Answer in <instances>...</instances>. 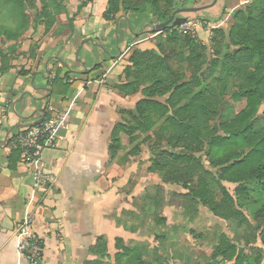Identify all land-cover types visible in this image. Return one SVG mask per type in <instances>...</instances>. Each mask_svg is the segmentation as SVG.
<instances>
[{
    "label": "crops",
    "instance_id": "obj_1",
    "mask_svg": "<svg viewBox=\"0 0 264 264\" xmlns=\"http://www.w3.org/2000/svg\"><path fill=\"white\" fill-rule=\"evenodd\" d=\"M227 2L218 0L217 8ZM81 4L65 0L67 11L49 32L44 25L31 27L12 61L16 68L0 75V264H27L18 252L16 225L29 219L44 242L41 264L94 261L91 250L101 237L112 258L117 239L127 245L152 241L137 222L122 221L125 212L137 213L138 197L157 184L147 171L150 157L145 150L127 155L133 146L124 133L114 159L110 146L121 111L134 112L143 98L141 90L121 87L128 84L133 52L156 49L154 18L121 11L106 20L108 0H92L78 12ZM47 109L62 122L56 148L43 153L48 181L39 188L35 169L22 163L13 140L49 116Z\"/></svg>",
    "mask_w": 264,
    "mask_h": 264
},
{
    "label": "trees",
    "instance_id": "obj_2",
    "mask_svg": "<svg viewBox=\"0 0 264 264\" xmlns=\"http://www.w3.org/2000/svg\"><path fill=\"white\" fill-rule=\"evenodd\" d=\"M28 1L0 0V9L9 11V14L0 16L17 20L15 28L0 26V37L6 42L20 39L31 28V16L26 7ZM33 1H39L41 5L37 10L36 3H33L35 19L44 25L46 32L67 11L65 0ZM91 1L82 0L78 12ZM183 1L186 7L196 6L192 0ZM225 7H222L221 14L225 13ZM178 9V0H108L104 18L112 20L121 11L125 14H151L155 26L167 22ZM198 17L212 20L205 15ZM233 20L229 34L224 30L214 31L215 39H229L232 50L219 58L222 44L217 39L213 43L217 59L212 67L213 70L215 65L218 69H225L226 75L236 74L241 83L231 97L234 102L246 100V107L233 120L217 122L219 109L211 96L203 91L204 79L208 76L203 72L207 62L203 48L192 37L182 34L178 27H167L160 34L152 32L157 35L156 49L136 50L130 58V66L126 69L128 84L121 89L141 90L143 98L134 112L121 111L122 122L112 132L110 152L114 159L122 148L120 135L123 133L128 136L130 144L136 143L127 155L138 154L139 144H149L154 157L149 172L162 175L166 184L186 190L187 193L176 194L181 199L203 203L215 217L226 221L248 224L242 209L257 199L260 208L254 211V219L264 244V126L260 123L264 104V0H249L244 10L234 13ZM14 50L15 47L6 51L0 44V75L16 68L9 55ZM172 63L176 65V71ZM225 77L219 76L218 80L226 79V82L228 78ZM179 149L185 154H180ZM204 150L209 170L196 156ZM224 183L237 186L234 195ZM215 185L219 188H214ZM154 194L146 190L141 195L140 199L145 201L144 213L146 208L160 206ZM163 222V219L158 220L159 224ZM252 240L247 242H256L257 235ZM115 247L117 254L112 258L106 238H99L91 250L96 259L85 264H163V258L157 253L151 255L144 244L127 245L117 239ZM216 255L226 262L251 264L244 249L228 242Z\"/></svg>",
    "mask_w": 264,
    "mask_h": 264
},
{
    "label": "rangeland",
    "instance_id": "obj_3",
    "mask_svg": "<svg viewBox=\"0 0 264 264\" xmlns=\"http://www.w3.org/2000/svg\"><path fill=\"white\" fill-rule=\"evenodd\" d=\"M222 1L223 0H219L220 3ZM248 1L249 0H228L225 4L224 14H221L218 8H216L219 7V3H217L215 8L211 7L209 9V13L212 15H208L207 17L212 20H203L197 18L196 14H192L191 16L194 18L192 21L187 20L178 27L182 34L188 35L190 38L192 37L196 43L203 48V54L207 58L203 72L208 74L204 79L206 86L203 91L211 96L214 105L219 109L217 122L220 123L233 120L236 115L246 107V100L243 99L241 102H234L231 97L232 93L238 89L241 83L236 74L232 73L226 75L225 69H218L217 65L214 66L215 72H212L214 71L212 66L217 59L215 58V52H217V50L213 43L218 39L220 44H222L220 51L221 57L219 58H222L226 51L232 50L229 39H221V37L215 39L214 31L224 30L226 34H229L234 24V13L244 10ZM183 2V0H178V8L185 6ZM212 2L213 0H192V4H196V6H206L210 5ZM33 3H36L37 10L41 8L39 1L35 2L29 0L28 3H26L28 11L32 12L29 14V16H31V27L40 25V21H36L35 19L36 14ZM220 9H222V7ZM5 14H9V11L7 10ZM173 14L174 12L171 14V17ZM214 19L219 20L214 23ZM189 22H194L199 26L195 35L184 32L181 28L182 25L188 24ZM16 25L17 20L13 17L0 16V26L15 28ZM26 37L27 35L25 34L14 42H6L4 38L0 37V44L6 51L15 47V50L9 55L11 59L16 60V57L19 56L16 53L17 49L24 41L28 40L25 39ZM172 67L175 71L177 70L176 65L173 63ZM219 76L220 78L226 76L225 78H228V80L226 82V79L219 81ZM195 90H197V88ZM263 112L264 104L260 112V123L264 126ZM131 145L134 148L136 143ZM139 145L140 152L143 153L145 150L146 155L150 157V166L147 169L149 172V168L152 166V159L154 158L153 152L150 150L151 146L149 144ZM178 152L180 154H185V151L182 149H179ZM196 156L203 162L205 169L209 170L208 162L205 159V150L199 152ZM212 172L215 173L216 171L213 170ZM152 174L156 176L155 180H157V184H154V186L148 190L155 193L154 196L158 197L157 202L160 203V206L158 208H146L147 210L145 209L146 211L144 213L143 204L145 201L140 199L141 194L137 201V213L131 211L125 212L122 218V221L127 224L137 222L138 227L144 228V231L146 230L148 235H152L150 236L152 241L144 243L151 255L156 253L160 255L163 258V264H235V261L232 263L226 262L221 256L216 255L217 251L228 242L238 249H244L250 258L251 264H264V244L262 243L261 232L257 231L258 224L254 219V211L260 208L257 199L252 200L248 208L242 209L243 215L247 218L249 223L239 225L235 220L226 221L215 217L203 203L181 199L176 194L187 193L186 190L181 187L166 184L163 181V176L160 174ZM223 185L228 189L231 195H234V190L237 187L236 185L227 183ZM217 187L218 185L214 186V188ZM141 212L144 214V218L142 219H140ZM136 217L142 220L143 223L140 224V221H135ZM160 219H163L165 222L159 224L158 220ZM254 235H257V241L249 244L247 241L252 240Z\"/></svg>",
    "mask_w": 264,
    "mask_h": 264
},
{
    "label": "built area",
    "instance_id": "obj_4",
    "mask_svg": "<svg viewBox=\"0 0 264 264\" xmlns=\"http://www.w3.org/2000/svg\"><path fill=\"white\" fill-rule=\"evenodd\" d=\"M184 32L196 34L199 26L194 22L181 26ZM49 116L32 126L21 130L14 137L13 148L21 155L22 163L34 168V175L39 188L44 187L48 178L41 168V159L47 149L57 146L56 132L62 122V118H55L51 110L47 109ZM16 233L19 239L18 252L27 264H41L44 256V242L37 234L32 220H25L16 225Z\"/></svg>",
    "mask_w": 264,
    "mask_h": 264
},
{
    "label": "water",
    "instance_id": "obj_5",
    "mask_svg": "<svg viewBox=\"0 0 264 264\" xmlns=\"http://www.w3.org/2000/svg\"><path fill=\"white\" fill-rule=\"evenodd\" d=\"M217 1L218 0H213V2L210 5H206V6L205 5L204 6H192V7L183 6L179 8L178 10H176L174 14L172 15V17L167 22L156 25L155 31L157 33H161L167 27H172V28L179 27L183 22L187 20L192 21L194 19L191 16L192 14H197L198 16H204L206 14V11H208L211 7H215L217 5ZM218 11L221 12V9L219 8Z\"/></svg>",
    "mask_w": 264,
    "mask_h": 264
},
{
    "label": "flooded vegetation",
    "instance_id": "obj_6",
    "mask_svg": "<svg viewBox=\"0 0 264 264\" xmlns=\"http://www.w3.org/2000/svg\"><path fill=\"white\" fill-rule=\"evenodd\" d=\"M217 3H218V1H217ZM214 8H215V7H214ZM216 8H217V7H216ZM209 11H210V10L206 11L205 16L212 15L211 13H209ZM196 16H197V18H199L197 14H196ZM180 18H181V17H180Z\"/></svg>",
    "mask_w": 264,
    "mask_h": 264
}]
</instances>
